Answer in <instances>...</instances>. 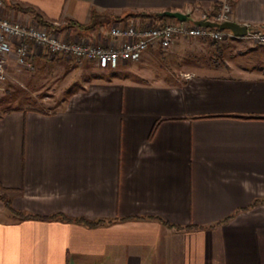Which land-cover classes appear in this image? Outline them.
<instances>
[{"label": "crops", "instance_id": "obj_1", "mask_svg": "<svg viewBox=\"0 0 264 264\" xmlns=\"http://www.w3.org/2000/svg\"><path fill=\"white\" fill-rule=\"evenodd\" d=\"M222 1L3 0L1 14L110 45L113 26L156 21L134 14L197 20ZM232 3L231 22L264 31V0ZM32 60L30 96L0 113V264H264V47L177 39L113 70L87 62L83 79L62 56ZM62 69L73 80L47 89Z\"/></svg>", "mask_w": 264, "mask_h": 264}, {"label": "built area", "instance_id": "obj_2", "mask_svg": "<svg viewBox=\"0 0 264 264\" xmlns=\"http://www.w3.org/2000/svg\"><path fill=\"white\" fill-rule=\"evenodd\" d=\"M3 5V0H0V80L6 79L11 60L19 69L32 70L35 55L51 59L62 56L66 60L88 61L100 69L113 70L120 64L137 62L154 45L166 50L177 39L221 42L232 34L227 30L196 24L199 21L216 24L231 22L232 0H223L214 11L201 10L197 20H193L189 14L184 22L170 19L164 24L112 27L108 35L119 43L110 45H99L88 39L67 41L61 39L52 27L11 21L2 16ZM245 27L246 40L254 46L264 47V31Z\"/></svg>", "mask_w": 264, "mask_h": 264}, {"label": "rangeland", "instance_id": "obj_3", "mask_svg": "<svg viewBox=\"0 0 264 264\" xmlns=\"http://www.w3.org/2000/svg\"><path fill=\"white\" fill-rule=\"evenodd\" d=\"M169 20L170 19H165V21L162 24L168 22ZM159 21L160 20L153 21L152 25L158 24ZM161 21H163V19H161ZM189 22H191V19L189 20ZM130 24L136 25L134 22L127 23V25H130ZM142 25H145V23H143ZM113 27H118V26H113ZM228 37H234V36L230 34ZM74 61L76 62L74 64H71L70 60H68L67 63L70 64V66L73 65L72 68H75V66L76 67L78 66L77 68H80V67L82 68L81 73H79V76L77 77L78 79H83L85 77H93L95 74L98 73L95 71L92 65L87 63L88 61H76V60ZM34 70H35L34 67L32 70L19 69L18 67H16L15 70H11V71L9 70L5 80H0V113L4 112L6 109H9V108L19 107L22 103L21 101L22 98L23 97L25 98L26 96H30V92H29L30 89L27 88L26 85L21 83L20 75L23 73H33ZM65 74H68V72H66ZM64 76H65L64 70L62 69L60 70V73L56 75V78L54 79V81H50L45 84L46 88L54 89L55 87H58V86L62 87L63 83L65 82L70 83L73 80V76L70 74L68 78L66 76L63 82ZM59 106H61V100L56 99V100H51L48 107L50 110H53V109L58 108Z\"/></svg>", "mask_w": 264, "mask_h": 264}, {"label": "water", "instance_id": "obj_4", "mask_svg": "<svg viewBox=\"0 0 264 264\" xmlns=\"http://www.w3.org/2000/svg\"><path fill=\"white\" fill-rule=\"evenodd\" d=\"M160 18H168V19H175L181 22L186 21L187 15L182 14L180 12H171V11H165L162 13H159ZM198 26L203 27H209V28H216L219 30H227L230 31L235 37H244L247 33V28L245 26H240L233 22H226L223 24H216L211 22H197Z\"/></svg>", "mask_w": 264, "mask_h": 264}, {"label": "trees", "instance_id": "obj_5", "mask_svg": "<svg viewBox=\"0 0 264 264\" xmlns=\"http://www.w3.org/2000/svg\"><path fill=\"white\" fill-rule=\"evenodd\" d=\"M131 17H142V18H147V19H154V20H165V19H168V18H160L159 17V13H152V14H143V13H140V14H134L132 15ZM36 20L37 22L44 26V27H51L50 25H48L46 22H44L42 20V17L39 15V14H36ZM94 27V26H93ZM79 29H82V30H87V29H90V28H86V27H79ZM6 208L8 209V211L10 213H12L14 216H19L18 212H15L8 203H6Z\"/></svg>", "mask_w": 264, "mask_h": 264}, {"label": "bare ground", "instance_id": "obj_6", "mask_svg": "<svg viewBox=\"0 0 264 264\" xmlns=\"http://www.w3.org/2000/svg\"><path fill=\"white\" fill-rule=\"evenodd\" d=\"M233 35V34H232ZM229 35H227V37H228ZM234 36V35H233ZM245 38H246V35L244 36Z\"/></svg>", "mask_w": 264, "mask_h": 264}]
</instances>
